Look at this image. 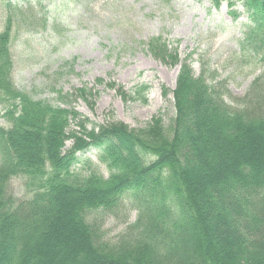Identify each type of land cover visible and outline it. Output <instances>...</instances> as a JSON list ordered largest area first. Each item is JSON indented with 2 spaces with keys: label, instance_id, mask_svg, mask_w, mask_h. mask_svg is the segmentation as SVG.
<instances>
[{
  "label": "trees",
  "instance_id": "1",
  "mask_svg": "<svg viewBox=\"0 0 264 264\" xmlns=\"http://www.w3.org/2000/svg\"><path fill=\"white\" fill-rule=\"evenodd\" d=\"M210 1L216 10L244 6L240 59L260 74L235 96L216 72L195 75L177 48L152 38L145 45L154 58L181 64L175 117L132 129L90 128L74 110L19 90L13 47L23 34L47 31L50 13L40 1L0 0V264H264V0ZM84 90L54 92L65 104L86 100ZM118 91L146 103L150 87ZM72 124L79 130L69 132ZM91 149L109 177L76 171ZM17 178L28 180L30 199L11 193ZM126 202L137 218L107 240L106 214L128 210Z\"/></svg>",
  "mask_w": 264,
  "mask_h": 264
},
{
  "label": "rangeland",
  "instance_id": "2",
  "mask_svg": "<svg viewBox=\"0 0 264 264\" xmlns=\"http://www.w3.org/2000/svg\"><path fill=\"white\" fill-rule=\"evenodd\" d=\"M14 4L42 2L49 11L51 27L40 33L21 35L13 47L15 86L36 100L74 110L80 119L90 121V128L111 122H123L132 129L144 127L161 116L167 125L175 117L173 92L181 64L165 65L148 52L150 39L161 37L177 48L180 63L188 62L194 74L216 72L226 79L233 95L244 96L260 74L257 66L240 59L249 15L241 3L232 8L225 3L220 10L210 0H11ZM236 13L235 19L231 13ZM241 61V62H240ZM61 75H56L59 71ZM252 73V74H251ZM114 83L109 89L98 85ZM147 84V102L124 101L119 89L128 95ZM67 95L86 92V100L73 97L65 104L54 89ZM168 93L164 95L163 90ZM6 125L5 121H1ZM79 128L72 124L70 131ZM73 145L67 141L65 150ZM99 151L91 149L78 155L76 171L86 175L97 170L109 177L99 162ZM89 162V166L85 163ZM26 178L12 180L10 190L18 200L31 198ZM108 213L103 231L115 241L128 224L134 223V210Z\"/></svg>",
  "mask_w": 264,
  "mask_h": 264
}]
</instances>
